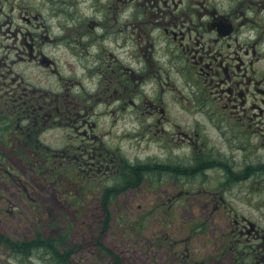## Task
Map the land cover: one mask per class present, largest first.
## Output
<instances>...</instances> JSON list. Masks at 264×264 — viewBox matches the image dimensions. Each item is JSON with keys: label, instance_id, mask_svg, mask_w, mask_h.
<instances>
[{"label": "flooded vegetation", "instance_id": "flooded-vegetation-1", "mask_svg": "<svg viewBox=\"0 0 264 264\" xmlns=\"http://www.w3.org/2000/svg\"><path fill=\"white\" fill-rule=\"evenodd\" d=\"M76 2L61 0L65 7L56 11H66ZM92 6L98 10L94 17L74 16L70 25L67 16V25L51 23L48 29L41 27V15L32 7L18 14V25L6 13L2 18L0 7V37H11L7 44L0 40V215L7 212L4 218L12 219L23 206L37 208L32 153L43 160L46 180L54 173L72 175L81 187L88 183V191L112 195L136 188L139 180L149 186L151 176L164 183L163 174H168L181 182L183 176L214 168L215 162L199 164V159L213 155L211 150L203 152L205 130L197 119L192 133L171 124L167 113L175 110L203 115L230 147L228 154L216 151L228 162L222 164L228 171L235 163L233 152L243 153V171L230 170L231 179H247L250 170L264 174V156L257 155L264 149V0H93ZM46 46L54 50L45 51ZM116 111H141L148 117V129L159 125V136L148 141L168 152V162L150 164L151 157L143 163H128L122 157L117 161L103 145L99 122L103 116L114 124ZM54 131L62 133L60 148L51 147ZM182 144L198 153L194 157L198 164L190 169L172 165V160L181 163L174 151ZM2 149H10L17 160ZM139 171L134 182L132 176ZM119 178L125 182L119 183L121 189L114 185ZM164 191L172 197L166 205L172 211L183 191ZM237 216L226 226L228 236L231 233L238 243L225 242L223 252L232 264H242L246 257L252 259L250 264H264V229L244 215ZM161 238L146 242L151 245L143 252L146 257L160 259L161 249H168L166 258L189 259L187 241ZM242 238L250 243H241ZM36 239L0 234L3 248L13 247L12 240L19 243V250L24 247L6 253L4 263L16 255L18 264H36L38 259L53 264L47 262L53 258L49 252L38 255L24 243L35 247ZM239 251L246 253L238 255ZM101 254L110 264H129L120 251ZM214 257L203 264H214L219 259Z\"/></svg>", "mask_w": 264, "mask_h": 264}, {"label": "rangeland", "instance_id": "rangeland-1", "mask_svg": "<svg viewBox=\"0 0 264 264\" xmlns=\"http://www.w3.org/2000/svg\"><path fill=\"white\" fill-rule=\"evenodd\" d=\"M65 1L67 2V0ZM76 1L78 2L73 6L66 7V11H56L58 7H65L61 0H0V7L2 18L6 13L8 17L14 18L12 19L14 25H18V14L32 7L30 9L32 12H38L41 15L39 22L43 21L42 28L49 27L48 25L51 23L56 26L59 23L64 24L67 22V16L71 25L74 16L83 20L85 17L91 18L97 14L98 10L92 6L93 0ZM11 6L14 7L13 12H9ZM55 36L53 35V37ZM69 38H72L71 34ZM0 40L1 43L7 44L11 37L6 36L4 39L1 36ZM2 50L3 48L0 47V53ZM44 50L49 51L54 48L46 46ZM59 58L63 62L64 58ZM175 84L179 89L182 88L181 82L175 80ZM116 113L117 115L112 117L116 120L114 124L109 118L103 116L99 118V122L101 133H104L102 136L103 145L114 153L117 161L122 157L128 163H143L147 157H151L150 164L168 162V152L162 153L157 147L158 143L148 141L154 136H159V132L156 131V128H160L159 125L156 127L151 125L148 129L146 126L148 117L140 114L141 111L135 114H129L128 111L123 114L120 111H116ZM167 116L171 119V124H176L181 130L190 133L195 128V119L198 120L197 123L202 126L200 128L206 132V137L203 138V152L211 150L213 153L211 160L199 159V164L215 162L214 168H208L204 173L190 178L183 176L181 182L172 179V176L168 174H163L165 176L163 179L166 181L164 183L151 176L152 184L149 186H144L140 180L138 181L137 178L141 174L139 171L136 176H132L134 182L138 181L136 188L112 195L104 193L103 190L91 189L88 191L89 184L85 183L81 187V182L76 181L75 183L72 175L69 178L64 174L56 175L54 173L46 180L44 176H48V174L44 172L43 160L39 155L32 153L31 162L33 168L36 169L35 175L38 184L37 208L30 209V211L27 206V208L23 206L16 217L12 219L4 218L8 214L7 212L2 213L0 215V234L13 237V239L37 237L35 247L27 240L24 243L29 250L43 255L46 254L47 249L38 247L44 242L46 246H52L56 242L59 254L68 260L64 264H110L112 261L101 254L109 251L122 252L124 262L129 264H203L207 263L206 259L213 256L216 259L219 258L213 260L214 264H232L229 262L227 253L223 252V247L225 242L228 245L238 242L235 241V236H232L231 233L228 236L229 228L226 226V221L235 215H238L237 218L244 215L264 229V174L250 170L247 179H231L230 177L233 175L230 170L235 173L243 171L241 166L244 158L242 157L243 153L233 152L235 163L230 166L231 169L228 171L225 165L222 166L228 162L222 157V154L217 156L216 151L228 154L230 147L210 129L202 114L195 111L175 110L169 111ZM146 118L147 120H145ZM61 135L62 133L54 131L51 147H62ZM214 146L215 150H213ZM2 150L10 159L17 160L10 149ZM174 153L175 157H179L181 163L172 160V165L180 164L182 168L190 169L191 166L198 164L194 160L198 153L188 150L184 144ZM257 155L264 156V149L258 150ZM58 162L59 159L55 160L54 165L56 166ZM121 180L117 179V183L114 184L120 189L122 188L121 184L125 183ZM120 182L122 183L119 184ZM174 184L178 185L175 187ZM166 188H180L183 191L181 201H178L180 204H177L172 211L166 209L167 203L172 198L164 191ZM190 204L193 206L191 207ZM205 204H208V210L205 208ZM216 205L218 206L214 209ZM225 205L227 206L225 207ZM147 223L151 226H144ZM164 236L183 239L179 242L180 244L187 241L191 247L189 259L166 258L168 249H161L160 253L163 254H160V259L146 257L143 252L147 250L148 246H151L146 242L159 237L162 239L161 237ZM241 243L246 244L250 241H245L242 238ZM10 244H18V242L12 240ZM5 247L0 245V264H11L10 261L13 264H18L16 255L7 263H4V257L11 251H23L24 247L20 250ZM246 249L249 250V248ZM235 253L237 254V251ZM245 253L246 251L240 252L238 255ZM220 257L225 260H221ZM34 262L44 264L39 259ZM47 262L52 263L51 260H47ZM251 262L252 259L246 257V262H242V264Z\"/></svg>", "mask_w": 264, "mask_h": 264}, {"label": "trees", "instance_id": "trees-1", "mask_svg": "<svg viewBox=\"0 0 264 264\" xmlns=\"http://www.w3.org/2000/svg\"><path fill=\"white\" fill-rule=\"evenodd\" d=\"M14 249H18L19 250V246L18 244H12ZM39 249H47V252L50 253V256H52V263L53 264H62L63 262V257L59 254L58 250L56 249V242H54L52 244V246H46V243H42V245H40L38 247Z\"/></svg>", "mask_w": 264, "mask_h": 264}]
</instances>
